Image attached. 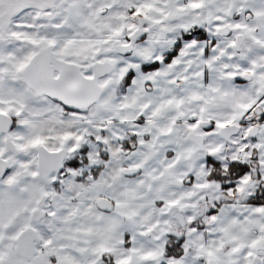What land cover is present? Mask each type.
<instances>
[{
  "label": "snow or ice",
  "instance_id": "1",
  "mask_svg": "<svg viewBox=\"0 0 264 264\" xmlns=\"http://www.w3.org/2000/svg\"><path fill=\"white\" fill-rule=\"evenodd\" d=\"M0 264H264V0H0Z\"/></svg>",
  "mask_w": 264,
  "mask_h": 264
}]
</instances>
